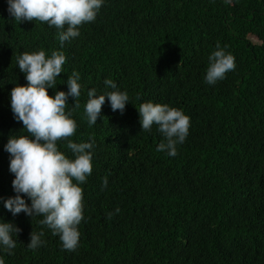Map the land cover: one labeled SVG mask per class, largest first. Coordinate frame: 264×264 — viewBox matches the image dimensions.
Here are the masks:
<instances>
[{"label": "trees", "instance_id": "1", "mask_svg": "<svg viewBox=\"0 0 264 264\" xmlns=\"http://www.w3.org/2000/svg\"><path fill=\"white\" fill-rule=\"evenodd\" d=\"M79 32L61 47L54 27L15 21L0 0V220L21 229L11 255L0 245V258L5 264H264V0H104ZM218 42L234 56L235 70L209 85L208 56ZM38 50L66 56L49 95L67 92L68 76L80 74V107L73 111L71 96L66 107L77 124L70 139L94 145L92 173L80 185L84 219L75 251L40 224L43 216H13L4 207L16 195L4 146L11 135H28L10 104L11 89L27 84L16 57ZM105 79L129 103L121 114L106 97L90 126L87 92L113 91ZM143 102L190 117L176 156L156 150L164 140L157 125L141 131ZM57 146L74 158L67 141ZM32 231L43 232L34 250L27 247Z\"/></svg>", "mask_w": 264, "mask_h": 264}, {"label": "clouds", "instance_id": "2", "mask_svg": "<svg viewBox=\"0 0 264 264\" xmlns=\"http://www.w3.org/2000/svg\"><path fill=\"white\" fill-rule=\"evenodd\" d=\"M8 12L15 21H40L54 27L58 33L61 47L66 41L80 35L79 27L94 22L104 0H7ZM258 40V39H257ZM19 70L25 74L27 84H16L10 92V104L14 118L22 122L28 135H11L5 150L10 154L9 169L14 174L12 187L16 195L4 201V207L13 216L24 212L30 217L43 216L41 225H46L54 235H58L63 249L75 251L79 245L78 226L83 216V190L80 186L91 175L92 142H73L77 124L66 112L68 98L75 99L73 111L80 107L77 98L81 95L78 83L80 74L73 71L66 81L68 91H56L49 95L48 89L56 87V79L62 73L66 56L62 51H52L47 57L44 50L24 51L16 57ZM235 70V58L222 48L219 42L208 56L205 82L215 85L225 78L229 71ZM108 91L97 95L91 88L87 92L85 115L90 126L95 125L105 98H108L113 111L123 114L129 103L126 92L119 91L117 84L105 79ZM139 99V97H138ZM137 108V107H136ZM141 131H151L158 126L164 137L157 146V151H167L169 156H176L177 144H182L189 133L190 117L181 109L167 104L143 102L137 108ZM67 141L74 158H69L58 149V141ZM75 181L76 183H73ZM107 178L103 179L102 188L107 187ZM24 196L31 200L26 203ZM119 208L109 212L107 217L118 214ZM21 229L11 222L0 220V245L9 255L16 247L17 235ZM43 232L30 233L29 249H36L43 244ZM0 264H5L0 258Z\"/></svg>", "mask_w": 264, "mask_h": 264}, {"label": "rangeland", "instance_id": "3", "mask_svg": "<svg viewBox=\"0 0 264 264\" xmlns=\"http://www.w3.org/2000/svg\"><path fill=\"white\" fill-rule=\"evenodd\" d=\"M253 40L255 41V42H257L258 40L255 38V37H253Z\"/></svg>", "mask_w": 264, "mask_h": 264}]
</instances>
